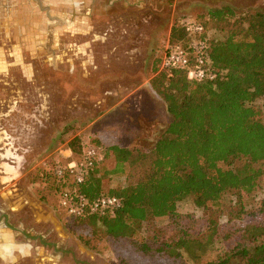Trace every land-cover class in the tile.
I'll use <instances>...</instances> for the list:
<instances>
[{
	"label": "rangeland",
	"instance_id": "1",
	"mask_svg": "<svg viewBox=\"0 0 264 264\" xmlns=\"http://www.w3.org/2000/svg\"><path fill=\"white\" fill-rule=\"evenodd\" d=\"M1 1L0 207L22 230L0 226V264H119L106 242L95 249L81 241L77 233L85 226L59 206L49 173L82 158L70 147L75 138L103 156L114 144L153 142L170 119L152 82L160 72L171 75L161 58L173 26L201 21L215 40L222 33L210 9L264 11V0H114L108 10H99L104 0L95 1L93 10L85 0ZM255 105L264 121V97ZM102 169L104 193L130 181L128 166L113 172V156ZM256 190L243 200L247 209L264 200V175ZM238 209L231 195L206 210L193 197L179 203L180 212L207 211L218 224ZM222 245L204 261L218 256Z\"/></svg>",
	"mask_w": 264,
	"mask_h": 264
},
{
	"label": "trees",
	"instance_id": "2",
	"mask_svg": "<svg viewBox=\"0 0 264 264\" xmlns=\"http://www.w3.org/2000/svg\"><path fill=\"white\" fill-rule=\"evenodd\" d=\"M208 15L222 33L210 39L217 76L196 81L185 69H173L166 70L170 76L160 72L154 78L152 88L170 119L153 142L107 147L81 184L55 170L49 173L54 177L51 191L57 194L77 188L90 199L103 194L121 199L105 215H68L85 226L77 234L87 247L106 242L119 264H264V200L251 209L243 202L264 175V121L255 105L264 97V11L225 5ZM187 35L182 24L174 25L170 43ZM70 147L78 155L85 151L80 138ZM109 156L116 163L113 172L128 166L133 180L128 177L127 185L104 193L102 168ZM226 195L235 198L239 209L224 224L207 211L202 216L179 211L188 197L206 210ZM219 242L218 256L204 261Z\"/></svg>",
	"mask_w": 264,
	"mask_h": 264
},
{
	"label": "built area",
	"instance_id": "3",
	"mask_svg": "<svg viewBox=\"0 0 264 264\" xmlns=\"http://www.w3.org/2000/svg\"><path fill=\"white\" fill-rule=\"evenodd\" d=\"M186 28L187 38L176 44H169L161 58L164 70L185 69L189 78L196 81L214 80L217 72L211 60V44L205 26L195 20L186 19L182 22ZM103 155L97 147H89L82 158L67 164H59L55 173L59 177L68 176L75 184H81L95 164L102 160ZM58 204L65 213L72 217L87 215H105L121 205L116 195L103 194L90 199L77 188H63L58 193Z\"/></svg>",
	"mask_w": 264,
	"mask_h": 264
},
{
	"label": "flooded vegetation",
	"instance_id": "4",
	"mask_svg": "<svg viewBox=\"0 0 264 264\" xmlns=\"http://www.w3.org/2000/svg\"><path fill=\"white\" fill-rule=\"evenodd\" d=\"M95 1H96V3H98V0H85V1H83V3L85 2L87 10H93L92 6H94V2ZM113 1L114 0H104L102 3H101V1H99V3H101V6H100L99 10H108V9H110V6L112 5ZM126 2L130 3V0H126ZM79 4L80 3L76 1V5L79 6ZM1 5H2V1L0 0V8H1ZM31 7H29L31 10H35L34 6H31ZM44 7H45V5H43L42 8L39 9V10H44ZM60 7L61 6H59L58 8H60ZM61 8H63V7H61ZM14 9H15V7H14ZM26 9L28 10V7H26ZM29 21H30V24L32 25L33 24L32 17H31V19ZM28 27L29 26L27 25V29H29ZM9 220H10V217H9L7 211H5L4 208L0 207V226L6 225V226L12 228L14 231L15 230H22L20 227L12 226ZM27 236H28V234H25V237H23V238H27Z\"/></svg>",
	"mask_w": 264,
	"mask_h": 264
},
{
	"label": "crops",
	"instance_id": "5",
	"mask_svg": "<svg viewBox=\"0 0 264 264\" xmlns=\"http://www.w3.org/2000/svg\"><path fill=\"white\" fill-rule=\"evenodd\" d=\"M16 19H18V16H16ZM2 227L6 228V229H10V227H8V226H6V225H4V226H2Z\"/></svg>",
	"mask_w": 264,
	"mask_h": 264
}]
</instances>
